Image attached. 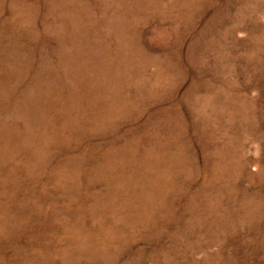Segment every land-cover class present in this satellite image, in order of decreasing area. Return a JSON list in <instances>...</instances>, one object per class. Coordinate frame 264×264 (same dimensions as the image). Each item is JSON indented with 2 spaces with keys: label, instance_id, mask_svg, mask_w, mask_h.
I'll list each match as a JSON object with an SVG mask.
<instances>
[{
  "label": "rangeland",
  "instance_id": "obj_1",
  "mask_svg": "<svg viewBox=\"0 0 264 264\" xmlns=\"http://www.w3.org/2000/svg\"><path fill=\"white\" fill-rule=\"evenodd\" d=\"M0 264H264V0H0Z\"/></svg>",
  "mask_w": 264,
  "mask_h": 264
}]
</instances>
